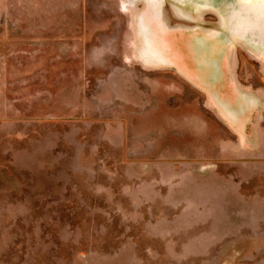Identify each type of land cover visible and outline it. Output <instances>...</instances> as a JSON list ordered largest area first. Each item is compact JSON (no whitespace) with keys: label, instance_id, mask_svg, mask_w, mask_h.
I'll use <instances>...</instances> for the list:
<instances>
[{"label":"rangeland","instance_id":"374dc122","mask_svg":"<svg viewBox=\"0 0 264 264\" xmlns=\"http://www.w3.org/2000/svg\"><path fill=\"white\" fill-rule=\"evenodd\" d=\"M126 5L0 0V264H264V159L131 56Z\"/></svg>","mask_w":264,"mask_h":264},{"label":"crops","instance_id":"0c3cea01","mask_svg":"<svg viewBox=\"0 0 264 264\" xmlns=\"http://www.w3.org/2000/svg\"><path fill=\"white\" fill-rule=\"evenodd\" d=\"M126 7L131 56L201 95L240 152L264 159V88L238 77L246 58L264 82V0H127Z\"/></svg>","mask_w":264,"mask_h":264},{"label":"bare ground","instance_id":"6f19581e","mask_svg":"<svg viewBox=\"0 0 264 264\" xmlns=\"http://www.w3.org/2000/svg\"><path fill=\"white\" fill-rule=\"evenodd\" d=\"M147 46H149V45H147ZM146 56H151V55H146ZM158 57H160V58H158ZM154 56V55H152V59L154 60V61H156V62H162V56ZM148 60H149V58L148 57H146Z\"/></svg>","mask_w":264,"mask_h":264}]
</instances>
